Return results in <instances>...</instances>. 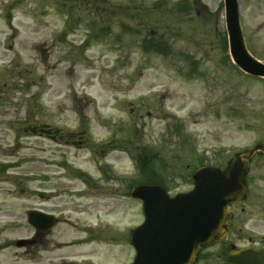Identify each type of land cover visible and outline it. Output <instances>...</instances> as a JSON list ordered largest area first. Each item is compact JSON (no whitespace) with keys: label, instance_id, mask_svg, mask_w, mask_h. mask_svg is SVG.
Returning <instances> with one entry per match:
<instances>
[{"label":"rangeland","instance_id":"obj_1","mask_svg":"<svg viewBox=\"0 0 264 264\" xmlns=\"http://www.w3.org/2000/svg\"><path fill=\"white\" fill-rule=\"evenodd\" d=\"M156 1L0 0V264H125L142 220L129 193L140 154L157 153L173 193L192 188L200 165L264 143V78L227 58L223 0ZM238 4L264 62V0ZM147 36L171 50L143 49ZM249 180L235 247L264 230V157ZM31 208L56 217L50 232L35 235Z\"/></svg>","mask_w":264,"mask_h":264},{"label":"water","instance_id":"obj_2","mask_svg":"<svg viewBox=\"0 0 264 264\" xmlns=\"http://www.w3.org/2000/svg\"><path fill=\"white\" fill-rule=\"evenodd\" d=\"M224 1L233 61L249 74L264 76V63L252 57L245 46L239 24L237 0ZM259 149L260 146L257 145L252 150L236 154L223 170L212 167L196 170L193 174L195 188L186 194L171 198L157 186L134 188L132 194L144 200L147 213H150L147 216V226H150L154 219L156 223L161 218L168 219L171 226L156 236L147 234V237L140 236L142 227L135 229L131 235V243L135 246L137 254L132 264H140L144 252L150 250H161L167 254L170 251L180 252V258L185 251L195 254L202 242L211 243L222 237L228 224L229 203L237 202L244 197L246 187L242 182V176L248 170L251 157ZM27 216L28 222L37 230L46 229L54 223L52 215L37 210L29 211ZM175 220H179L177 226L173 225ZM160 227L167 228V224L161 222ZM171 227H174L172 232ZM177 227L186 229L188 244L185 246L174 245L178 235ZM24 242L25 240H19L17 245L20 246ZM150 258L157 257L154 254L144 256V259Z\"/></svg>","mask_w":264,"mask_h":264},{"label":"flooded vegetation","instance_id":"obj_3","mask_svg":"<svg viewBox=\"0 0 264 264\" xmlns=\"http://www.w3.org/2000/svg\"><path fill=\"white\" fill-rule=\"evenodd\" d=\"M236 206H238V205H235L234 208H236ZM263 217H264V215H263ZM236 221H237V216L234 213L233 224L229 230L228 238L231 235L232 228H234ZM257 224L258 223H255L254 225H257ZM36 236H40V234H37ZM248 238L252 242H254L255 247H260L264 244V230L263 231H260V230L256 231L255 230L253 235H248ZM31 241H35V240L33 239ZM225 247H226V244L225 243L222 244V248H225ZM235 249H236V247L234 244H230L228 246V249H224V250L223 249H221V250H205L204 249L200 253L198 261L196 264L207 263V262H209L210 259L218 260L219 263H217V264H232L229 262L228 256H229V253L231 251H235Z\"/></svg>","mask_w":264,"mask_h":264},{"label":"trees","instance_id":"obj_4","mask_svg":"<svg viewBox=\"0 0 264 264\" xmlns=\"http://www.w3.org/2000/svg\"><path fill=\"white\" fill-rule=\"evenodd\" d=\"M151 42H154L153 39H149L147 41V48L152 49V50H155V51H161V50H163V48H161L163 46H159V45L153 44Z\"/></svg>","mask_w":264,"mask_h":264}]
</instances>
